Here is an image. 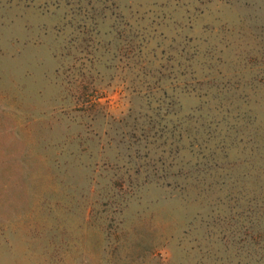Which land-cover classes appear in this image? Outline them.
I'll return each instance as SVG.
<instances>
[{
  "label": "rangeland",
  "instance_id": "obj_1",
  "mask_svg": "<svg viewBox=\"0 0 264 264\" xmlns=\"http://www.w3.org/2000/svg\"><path fill=\"white\" fill-rule=\"evenodd\" d=\"M0 264H264V0H0Z\"/></svg>",
  "mask_w": 264,
  "mask_h": 264
}]
</instances>
